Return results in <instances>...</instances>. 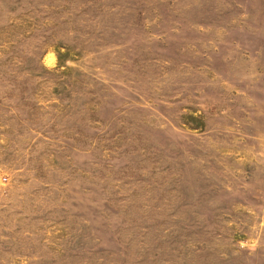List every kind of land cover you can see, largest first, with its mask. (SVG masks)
Instances as JSON below:
<instances>
[{"label": "rangeland", "instance_id": "obj_1", "mask_svg": "<svg viewBox=\"0 0 264 264\" xmlns=\"http://www.w3.org/2000/svg\"><path fill=\"white\" fill-rule=\"evenodd\" d=\"M0 264H264V0H0Z\"/></svg>", "mask_w": 264, "mask_h": 264}]
</instances>
